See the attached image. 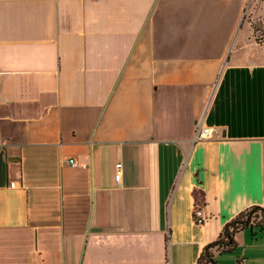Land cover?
Instances as JSON below:
<instances>
[{"label":"crops","instance_id":"0c3cea01","mask_svg":"<svg viewBox=\"0 0 264 264\" xmlns=\"http://www.w3.org/2000/svg\"><path fill=\"white\" fill-rule=\"evenodd\" d=\"M245 14L264 0H0V264H196L264 207ZM233 239L216 264H264V234Z\"/></svg>","mask_w":264,"mask_h":264},{"label":"trees","instance_id":"16d2710c","mask_svg":"<svg viewBox=\"0 0 264 264\" xmlns=\"http://www.w3.org/2000/svg\"><path fill=\"white\" fill-rule=\"evenodd\" d=\"M247 20L249 21L255 41L257 43L264 42V20L256 18H247ZM258 212L259 218L256 219ZM245 228H256V230L264 234V207L258 205L250 206L228 221L222 234L204 247L196 264H216L213 251H231L234 246V233Z\"/></svg>","mask_w":264,"mask_h":264},{"label":"built area","instance_id":"2783aa9c","mask_svg":"<svg viewBox=\"0 0 264 264\" xmlns=\"http://www.w3.org/2000/svg\"><path fill=\"white\" fill-rule=\"evenodd\" d=\"M211 134H212L211 128L201 127V128L197 129V131L195 133V138H208L211 136ZM70 162H71V164H74L73 159H71ZM115 167H116V172L114 174V178H115V180H118L119 176H120L121 163L120 162L116 163ZM10 186H14V182H10ZM192 216H193L195 223H197L199 225H203L205 223L206 214L203 210L202 204H199V203L193 204Z\"/></svg>","mask_w":264,"mask_h":264},{"label":"rangeland","instance_id":"374dc122","mask_svg":"<svg viewBox=\"0 0 264 264\" xmlns=\"http://www.w3.org/2000/svg\"><path fill=\"white\" fill-rule=\"evenodd\" d=\"M245 17L246 18H256V17H252L251 15H248V14H245ZM256 19H263L264 20V18H256ZM263 24V23H262ZM261 29H262V27H261ZM254 38V37H253ZM258 44H264V42H262V43H258ZM257 215V218L256 219H258L259 218V212L256 214ZM225 256V255H224Z\"/></svg>","mask_w":264,"mask_h":264}]
</instances>
